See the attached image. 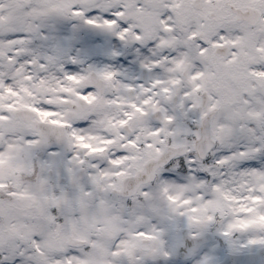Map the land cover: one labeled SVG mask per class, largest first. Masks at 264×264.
Wrapping results in <instances>:
<instances>
[{
    "label": "snow or ice",
    "instance_id": "obj_1",
    "mask_svg": "<svg viewBox=\"0 0 264 264\" xmlns=\"http://www.w3.org/2000/svg\"><path fill=\"white\" fill-rule=\"evenodd\" d=\"M0 264H264V0H0Z\"/></svg>",
    "mask_w": 264,
    "mask_h": 264
}]
</instances>
